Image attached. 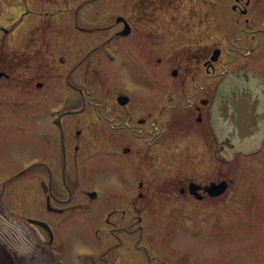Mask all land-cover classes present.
<instances>
[{"label": "flooded vegetation", "instance_id": "flooded-vegetation-1", "mask_svg": "<svg viewBox=\"0 0 264 264\" xmlns=\"http://www.w3.org/2000/svg\"><path fill=\"white\" fill-rule=\"evenodd\" d=\"M223 1L220 0L221 4ZM226 1L220 6L219 0H91L90 4L78 5L79 11H61L58 16L73 21L61 26L63 30L57 35L81 48L67 49L63 45L47 51L37 49L31 59L40 67L34 69L32 78H17L18 64L23 58L14 51L3 53L0 47V166L12 165L9 155L18 135L26 134L37 154L26 161L24 167H31L28 172L20 175L24 168L4 180L0 203L7 205L8 192L14 193L8 189L11 183L27 175L22 184L33 198L30 206L35 213L43 214L39 219L27 218L33 228L28 229L56 258L63 259L73 235L86 237L92 227H96L98 244L94 252L106 249L109 252L99 257L103 260L110 254L112 261H84L85 264H127L132 253L139 258L148 254L143 245L145 227L140 224L136 229L137 241L132 242L130 235L135 231L130 227L131 214L146 213L144 205L139 206L136 201L148 198L145 172L144 177L139 176L142 169L146 170L143 162L148 152L135 149L129 140L130 132L151 148L157 144L151 142V135L159 136L163 127L169 130L171 124L176 127L178 122L187 125L186 129L194 125L191 138L206 149L203 158L200 153L193 154L195 166L199 167L203 160L204 165H210L209 150L213 148L210 142L218 145L216 159L231 165V170L237 155L248 169L264 162V83L259 70L252 66L255 63L247 60L254 50H247L243 58L234 54L232 47L224 51L238 31L242 40L257 38L264 26V0ZM8 3L9 0H0V8ZM185 4L192 8L182 10L187 8ZM194 6H203L201 10H205L199 11ZM152 8L154 11L150 12ZM125 35L137 39V49L149 67H155L156 63L154 73L158 69L163 76L165 70L168 77L181 79L177 90L168 85L163 87L171 108H166L157 120H151V115L144 116L142 97H132L129 91L120 90L110 97L97 95V88L106 87L105 78L114 77L115 83L117 79L104 68L105 63L115 62L116 54L108 49L105 56L102 48ZM96 36L102 40L85 42ZM179 50L183 53L169 57ZM71 54L75 56L69 58ZM198 75L205 76L204 84H199ZM20 87L26 91L25 100L16 101ZM50 99L57 104L49 106ZM53 108L58 110L51 111ZM98 117L105 128L98 126ZM131 163L137 166L133 177ZM104 171L107 173L100 174ZM231 172L228 170L229 175ZM228 179L198 183L187 178L179 190L176 187L172 190L176 200L216 203L235 190L230 182L233 180ZM221 182L228 185L227 189L221 195H211V186ZM170 185L164 183L167 191H171ZM7 207L18 218L21 208ZM31 220L46 226L31 224ZM157 248L167 257H158L160 263L169 262L171 257L160 245ZM82 249V245H76L70 255L77 258Z\"/></svg>", "mask_w": 264, "mask_h": 264}, {"label": "rangeland", "instance_id": "rangeland-1", "mask_svg": "<svg viewBox=\"0 0 264 264\" xmlns=\"http://www.w3.org/2000/svg\"><path fill=\"white\" fill-rule=\"evenodd\" d=\"M38 1L9 0L6 7L0 8V47L3 49V53H7L5 50L14 51L19 58H23L22 62L18 64L16 74L19 79L32 78L31 75L34 73V69L40 67L39 64L35 65V62L31 59V54L35 53L37 49L47 51L49 48H60L63 45L67 49L81 48L80 45L73 46L71 45L72 41L70 42V40L57 35V32L63 30L61 26L64 27V25L73 21L70 18L63 19V16L58 15L64 10L79 11L78 5L91 3V0H79L80 3L72 2L75 0H56L53 3H51L53 0H40L41 3ZM223 3L228 2L224 0ZM182 4L183 2L181 6ZM222 4L219 0V5ZM185 6L187 8H182V10L188 11L192 8V6L188 7L189 3L188 6L187 4ZM202 7L194 6L199 11L205 10H201ZM208 8L206 7V9ZM152 11H154L153 8L150 12ZM54 12H57L56 16H52ZM136 13L137 11L134 9V15ZM94 18H92V22H95ZM9 32L12 33L9 34ZM136 35L138 34L136 33ZM127 37L125 35L121 40H115V42H111L102 48L103 51L101 52L105 56H107L106 50L108 49L116 54L115 62L110 60L112 63H105L104 68H108L117 79L115 83L113 82V80L115 81L114 77L105 78L106 87L97 88V95L110 97L116 95L120 90L129 91L132 97L134 95L142 97L144 116L149 117L151 115V120H157L166 108L168 110L171 108L169 99L164 96L165 90H163V87L168 85L170 88L177 90L181 79L168 77L164 73L165 70L163 76L158 69L154 73L152 68H157L156 63L155 67L153 65L149 67L137 49V39ZM88 39L85 42L102 40L101 37L97 36ZM134 41L136 43H133ZM235 42L236 45L233 44ZM231 47L236 51L234 54L239 55L241 58L244 57L247 50H254L253 56L247 57V60L255 63L252 66L259 70L262 83H264V26L260 28V32H258V36L254 41L242 40L238 31L237 37L224 47V51L226 52ZM182 53L183 50H179L169 57H177ZM166 54L169 55L171 52ZM73 56L75 55L71 54L69 58H73ZM148 59L151 58L148 57ZM163 66L161 65L160 69ZM159 74L160 77L164 78V81H160ZM204 78V75H198L196 79L202 85L205 81ZM117 84L121 87H116ZM25 94L26 91H23V88H18L15 95L19 99L16 101L25 100ZM90 94L94 95L92 92ZM47 104L50 106L57 103L50 99ZM100 108L102 117H104L106 115L105 106ZM52 110L55 111L58 108ZM96 111L99 113L100 109ZM50 114L52 113L50 112ZM52 117L54 116L51 115ZM97 119L98 126L105 128L104 122L99 120V117ZM186 126L178 122L177 128L173 124L169 126V130H165L166 128L163 127L164 129L159 136L151 135V142L157 143L151 148L131 132L128 133L129 140L134 143L135 149H145L148 152V157L143 162V167L146 170L142 169L139 174V176L144 177L145 172L148 198L136 201L139 206L144 205L146 213L139 216L131 214L130 216V227L132 230L135 229L130 234L131 240L132 242L133 240L137 241L139 231L136 229L142 224L145 227L143 245L148 249V254L145 258L142 256L139 258L138 254L132 253L130 262L127 264H161V259H158V257L162 259H167V257L157 248L158 245L171 257L168 258L169 262L164 261L167 264H264V162H260V165H258L251 161L258 166L255 169L251 167L248 169L245 164H242L241 156L237 155L233 163L234 167L231 170V165L216 159L215 151L218 150V145L215 142H210V146L213 147L209 150V156L212 157L210 165H204L205 161L203 160L201 167H197L192 156L200 153L203 158L206 149L203 144L197 145L196 141L191 138V134H193L192 132L195 131L196 127L188 125L186 129ZM29 128L27 126V132ZM25 135H18V140L13 143V150L9 155L12 165L0 166V190L5 179L24 169L29 158L37 156L33 145ZM146 139L148 141L150 135ZM189 154L190 157L187 156ZM132 159L134 157H131L130 160L132 161ZM136 169L137 166L131 163L130 172L132 177L135 175ZM228 170L232 171L233 174L229 175ZM106 173L105 171L100 172V174ZM221 177L229 178V181L233 180L230 182H232V188L235 190L216 203L196 204L190 200L175 199V190H172V188L176 187L179 190L187 178H193L198 183H207L211 180H220ZM26 178L28 179L27 175L11 183L12 185L8 189L14 193L9 194L8 192L6 204L13 210H15L14 205L21 208L17 213V219L20 218L19 220L32 230L33 228L27 223V218L39 219L43 217V214L41 212L35 213L30 206L33 198L27 186L22 184L27 180ZM164 183L171 184V191H167ZM169 197L173 199L171 200ZM7 205L4 204L8 210ZM9 212L11 213V211ZM124 223L126 224L125 221ZM95 229L96 227H92L86 237L79 235V238L75 235L71 237L69 240L70 245L66 246V250L62 254L63 259L61 261L63 264H85L84 261L90 263L92 261L98 263L105 260L112 261L109 257L110 254L106 255L103 260L100 259L99 255L109 252L106 249L98 254L94 252L93 249L98 247L97 242H95L97 240ZM76 245L84 247V249L78 251L77 258L70 255V251Z\"/></svg>", "mask_w": 264, "mask_h": 264}, {"label": "water", "instance_id": "water-1", "mask_svg": "<svg viewBox=\"0 0 264 264\" xmlns=\"http://www.w3.org/2000/svg\"><path fill=\"white\" fill-rule=\"evenodd\" d=\"M24 169L20 175L28 172ZM228 185L214 184L209 189L211 195H221ZM195 189V188H193ZM195 191V190H194ZM31 224L45 227L41 221L31 220ZM0 264H62L42 243L32 235L28 227L11 216L0 203Z\"/></svg>", "mask_w": 264, "mask_h": 264}]
</instances>
